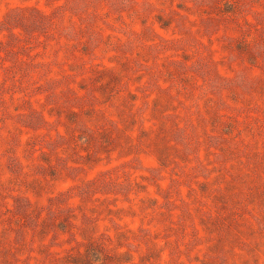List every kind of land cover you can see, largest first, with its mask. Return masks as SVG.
I'll return each instance as SVG.
<instances>
[{
  "label": "rangeland",
  "instance_id": "374dc122",
  "mask_svg": "<svg viewBox=\"0 0 264 264\" xmlns=\"http://www.w3.org/2000/svg\"><path fill=\"white\" fill-rule=\"evenodd\" d=\"M0 264H264V0H0Z\"/></svg>",
  "mask_w": 264,
  "mask_h": 264
}]
</instances>
